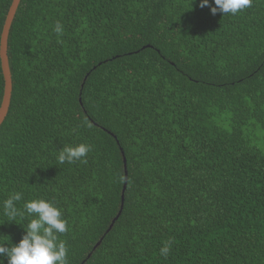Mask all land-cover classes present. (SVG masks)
I'll list each match as a JSON object with an SVG mask.
<instances>
[{
  "label": "trees",
  "instance_id": "16d2710c",
  "mask_svg": "<svg viewBox=\"0 0 264 264\" xmlns=\"http://www.w3.org/2000/svg\"><path fill=\"white\" fill-rule=\"evenodd\" d=\"M199 3L20 0L0 242L25 234L30 218L2 208L21 191L62 208L67 264H264V0L226 16ZM3 88L0 62V104ZM82 142L86 163H58Z\"/></svg>",
  "mask_w": 264,
  "mask_h": 264
},
{
  "label": "clouds",
  "instance_id": "9594fccd",
  "mask_svg": "<svg viewBox=\"0 0 264 264\" xmlns=\"http://www.w3.org/2000/svg\"><path fill=\"white\" fill-rule=\"evenodd\" d=\"M213 3L215 6H213ZM252 0H200L201 8L209 7L211 14L222 13L236 15L250 7ZM53 31L62 36L64 25L57 21ZM92 151L87 143L65 144L58 150L56 159L59 164L87 162V156ZM126 177L119 175L118 181L125 182ZM23 201L22 207L18 202ZM3 214L10 222L29 217L25 234L18 243H11L10 238L0 242V264H67L68 247L60 235L68 231V222L64 218L63 210L55 200L35 198L24 200L23 192H11L2 202ZM172 240L163 242L160 255L167 258L171 252Z\"/></svg>",
  "mask_w": 264,
  "mask_h": 264
},
{
  "label": "water",
  "instance_id": "95a60500",
  "mask_svg": "<svg viewBox=\"0 0 264 264\" xmlns=\"http://www.w3.org/2000/svg\"><path fill=\"white\" fill-rule=\"evenodd\" d=\"M19 2L20 0H12L11 6L6 15V19H5L2 32L0 35V62H1L2 76L4 80L3 96H2V100L0 104V126L3 123L8 113L10 100H11L12 80H11V73H10L9 62H8L7 48H8V36H9L10 27L13 22L15 13L17 11ZM123 161H124V169H125L124 175L126 177V180L122 187L120 211L117 214L116 218H118L121 214V210L123 208V202H124V192H125L126 185H127V172H126L125 159H123ZM114 221L109 227V230L111 229Z\"/></svg>",
  "mask_w": 264,
  "mask_h": 264
}]
</instances>
